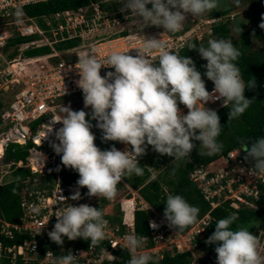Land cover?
Instances as JSON below:
<instances>
[{
    "label": "built area",
    "instance_id": "1",
    "mask_svg": "<svg viewBox=\"0 0 264 264\" xmlns=\"http://www.w3.org/2000/svg\"><path fill=\"white\" fill-rule=\"evenodd\" d=\"M49 1L53 0H0V94L5 93L6 98V107L0 111V186L7 184L6 176L11 171L22 169L28 172L19 192V222L10 223L0 217V234L9 240L15 234L29 237H24L19 244L0 242V257L9 259L12 264L18 261L20 264H53L55 258L72 253L75 255L73 264H127L134 253L124 246L125 237L135 233V213L146 212L148 236L142 237L136 254H150L152 260L149 264H157L165 256L178 254H187V264H216L213 255L204 258L197 254L202 248L201 242L211 231L214 220L211 212L218 208L245 209L264 215V176L255 174L254 161L245 159L244 146L229 150L217 163L196 166L190 172L189 181L196 186L209 211L187 232L181 233L170 227L166 219L136 192L129 190L123 178L116 189L119 185L125 189L116 191L111 198L90 196L86 186L82 189L68 186L62 178L64 165L60 154L54 152L51 144L58 142L55 131L62 123L52 119L61 116L63 106L71 105L70 100L83 96L76 84L79 78L77 60L82 53L102 60L113 50H128V54L135 55L144 37H155L166 41L171 51L180 54L185 49L191 50L190 45L196 41H201V31L206 25H209L208 31H204L212 35L213 24L219 23V17L208 20L209 17L206 19L201 14L186 18L180 31L169 33L159 25L142 26L135 22L130 9L121 11L122 0H89L88 4L76 9L55 11L40 17L25 15L27 6ZM107 4L111 7L107 8ZM130 28L135 29L133 34H130ZM150 31L152 33H148ZM15 37L32 39L9 47V40ZM72 41L77 43L65 49L57 48ZM40 47L47 48V52L35 57L23 54L25 50ZM14 49L17 54L10 57ZM149 59L158 62L155 53ZM110 71L114 69L102 65L100 74L103 76ZM212 89L213 86L208 90L211 92ZM208 102L225 106L222 98ZM48 125L52 126V132L43 137ZM12 145L25 147L27 156L24 161L4 159V152L12 149ZM127 147L130 150L131 146ZM140 157H137L138 162ZM65 171L70 173L67 169ZM126 190L130 197H127L128 193L122 196ZM76 191H79V198L72 199ZM60 196L64 197L63 201ZM81 203L102 210L107 221L105 239L93 246L84 238L70 240L64 237L62 244H56L47 233L57 221L56 215L62 210L60 207ZM33 207L36 212L31 210ZM117 210L120 218L115 220ZM150 221L157 226L151 227ZM256 225L252 233L256 236L257 252L264 264V255L260 252L264 247V226ZM104 249L115 259L107 258Z\"/></svg>",
    "mask_w": 264,
    "mask_h": 264
},
{
    "label": "clouds",
    "instance_id": "2",
    "mask_svg": "<svg viewBox=\"0 0 264 264\" xmlns=\"http://www.w3.org/2000/svg\"><path fill=\"white\" fill-rule=\"evenodd\" d=\"M149 3L151 7H146ZM219 3L220 0H122L121 11L130 9L133 20L142 26L159 25L164 31L175 33L182 29L186 14L211 12L219 8ZM190 47L206 60L203 75L213 82L211 92L192 59L171 51L160 38L144 37L135 55L128 54V50H113L103 60L88 53L80 55L76 84L82 91L84 107L90 106V113L83 108L72 110L63 106V116L52 119L62 123L55 131L58 142H52L51 146L60 154L65 167L79 173L76 183L86 186L88 195L111 198L122 178L142 175L137 157L149 145L177 161L189 157L193 140L200 141L199 146L208 155L222 150L223 145L217 140L220 118L205 102L222 98L223 105L230 103L228 119L238 118L249 107L251 99L244 95L246 84L235 63L240 51L231 39L225 38L209 39L207 46ZM153 53L158 58L156 63L149 59ZM102 65L114 71L102 76ZM178 102L187 108L186 113L180 110ZM93 118L103 140L122 142L125 149L115 145L100 149L91 131ZM46 129L43 137L52 132V126ZM127 145L131 146L130 150ZM244 149L245 159L250 157L254 161L255 174L264 176V136H258ZM60 197L63 201L64 197ZM71 198L78 199L79 191ZM164 204V218L176 230H183L198 218L199 208L180 194L169 193ZM60 209L57 221L47 233L56 244H62L64 237L84 238L93 246L105 239L107 221L101 209L85 203L66 207L62 204ZM31 210L37 211L35 207ZM237 216L238 212H233L218 219L215 230L207 237L206 243L216 244V264H262L256 236L246 227H231ZM149 223L153 228L157 226L153 221ZM141 243L142 237L137 234L126 235L124 246L134 253L127 264H149L152 260L150 254H136ZM104 252L107 258L115 259L107 250ZM74 257L68 253L55 258L53 264H73Z\"/></svg>",
    "mask_w": 264,
    "mask_h": 264
},
{
    "label": "trees",
    "instance_id": "3",
    "mask_svg": "<svg viewBox=\"0 0 264 264\" xmlns=\"http://www.w3.org/2000/svg\"><path fill=\"white\" fill-rule=\"evenodd\" d=\"M97 1V0H91ZM89 0H53L46 3H39L35 5L27 6L24 9V13L29 17H40L41 15H47L55 11L65 10V9H76L80 6L88 4ZM235 8H227L223 11H211L209 14L210 17H222L230 14ZM212 36L215 39L229 38V29L226 23L219 22L214 25ZM251 35L250 32H244L243 37L247 39V36ZM243 38V39H244ZM32 38L25 37H15L9 40V47H15L20 43L31 40ZM77 42H66L65 44L57 47L58 49H65L72 45H75ZM207 43V42H206ZM234 44V43H233ZM193 45L198 48V44L195 42ZM207 45V44H206ZM235 45V44H234ZM240 55L235 61L238 67L240 68L241 77L245 81L246 88L244 95L251 99L249 107L242 113L238 118L228 119V112L231 104L227 106L218 107L215 109L220 118L221 130L217 137L218 142L223 145V148L220 152H217L212 155H208L207 150L202 146H199L200 141L193 140L194 147L189 153L188 158L182 160H175L173 157L169 156L165 161H168V165L164 167V170L157 177H152L150 171L146 167L147 165L153 164L158 168L157 164L153 162V155L158 153L154 151L151 146L146 147V151L140 157L139 163L143 168L142 175H135L125 177L124 179L128 185L133 189H138L139 195L160 215H163V210L165 207V200L169 193L180 194L182 195L189 204L195 205L199 208L197 220L207 211L208 207L203 202V199L195 187L189 181L190 172L198 165H206L212 161L218 160L221 156L225 155L226 152L237 146H250L252 141H254L258 136H264V46L257 52L258 55L252 54L247 55V50L242 48ZM47 48L40 47L34 49H28L24 51V55L27 57H35L38 55L45 54ZM17 54V50L9 55L12 57ZM198 51L195 48L191 50H183L179 55H187L190 58L197 55ZM251 87H247L249 82ZM213 86V82L208 80V83H205V87L208 90ZM79 98H83L80 96ZM6 98L5 93L0 94V111L5 107ZM87 113H90L87 112ZM86 119H89V115H86ZM95 119L91 120L92 125L95 124ZM93 128V127H92ZM91 128V130H92ZM198 131V130H197ZM246 144V145H245ZM12 149L5 152V160L9 161L10 159L19 161L24 160L27 152L25 147H20L19 145H12ZM246 156V151H245ZM250 158V157H249ZM251 159V158H250ZM71 173H67L65 168L62 171V178L68 186H73L79 173L68 167ZM173 169L175 171H173ZM16 179L12 180L11 183L6 184L5 186H0V217H3L4 220L10 223L19 222L20 210L18 206L19 201V192L21 188V181L27 174V171L19 169L14 172ZM235 221H233L231 227L236 229L240 227H246L248 230L252 229L251 225H259L258 227L264 226V215L261 212H252L249 210H240ZM213 217L215 221L212 223V230L209 235L215 230V223L218 219L227 217L230 215L225 208H218L213 212ZM147 213L146 212H136L135 213V234L140 237H147ZM196 220V221H197ZM195 221V222H196ZM194 222V223H195ZM193 223V224H194ZM192 224V225H193ZM189 225L183 230H178L181 233H185L192 226ZM256 225V226H257ZM29 238L28 236L14 235L12 240L5 238L0 234V242L4 245H11L13 243L19 244L22 242L23 238ZM207 237L205 241H202L200 246L204 244L208 245L211 249H215L216 244L212 242H207ZM42 255V254H41ZM21 262H17L20 264ZM187 254H178L174 256H165L164 259L157 264H187ZM0 264H11L9 259L0 257ZM122 264V263H120Z\"/></svg>",
    "mask_w": 264,
    "mask_h": 264
},
{
    "label": "rangeland",
    "instance_id": "4",
    "mask_svg": "<svg viewBox=\"0 0 264 264\" xmlns=\"http://www.w3.org/2000/svg\"><path fill=\"white\" fill-rule=\"evenodd\" d=\"M222 4L224 5V7H223ZM220 5H222V7ZM234 6H236V0H220L219 8L216 9V10H213V11H217V12L218 11H223V10H225L227 8H233ZM106 7L110 8L111 5L107 4ZM250 11H251V7L250 6H246L245 9L243 10V12H241L239 17L236 19V8H235V10H233L230 14H228L226 16L219 17V19H220L219 22H222L223 24L226 23L228 25L229 38L233 41V43L239 49V51L241 52L243 50L242 48H244L245 50H247V55L251 56L252 54H256L263 47L264 40H261L260 38H257L256 35L247 36V39L243 37V33L244 32H246V31H254V30H257L258 27H259V25L256 24L255 21L250 20V19H246V17L249 16ZM210 13L211 12L203 13V16H205L206 19L209 17L208 20H211L212 17H210V15H209ZM193 17H195V16H192L190 13L186 15V18H193ZM39 22L43 23L42 20H39ZM216 24H218V23L216 22L213 25H216ZM239 24H241V26H239ZM136 25H134V26H136ZM208 27H209V25H206L203 28V30L201 31L202 35H203L201 37V41H196V43L198 44V47L199 46H207L206 42H208L209 39H213L212 36H214V35H210L207 32L208 31ZM205 29L207 31H204ZM149 30H147V31H149ZM134 32H135V29H131L130 28V34H133ZM141 32L144 33V31H141ZM148 33H152V31H150ZM187 50H189V49H187ZM256 55H258V53ZM191 59L194 62L195 66H196V69L201 72V78L205 81V83H208L209 79L203 75V73L205 71L203 65L206 64V60L201 58L199 53L197 55L191 57ZM70 101H71V105L69 106V108H71L72 110H79V109L83 108L86 113L90 111V106L88 108L84 107L82 98H78V99H74V100H70ZM205 106L209 107L211 109H217L219 107L216 104H210L208 101L205 102ZM178 107L180 108V110L183 113L187 112V108L183 104H180L179 102H178ZM61 116H63V113L61 114ZM95 124H96V122H95ZM95 124L93 125V128L91 130L94 133V137H95L94 138V143L98 144V143L106 142L102 138V131L100 129H98L95 126ZM114 142H116L115 143V147H118L121 144H124V143L119 142V141H114ZM152 157H153L154 164H157L158 168H156L153 164H150V165L146 164V167L150 171L151 176L155 178L159 174H161V172L164 170V167L168 165V161H165V159H167V157H169V155L156 153ZM25 159H26V156H25L24 160ZM24 160L23 159L19 160V162H22ZM9 175H10V173L7 176H9ZM124 181H125V179H124ZM120 188H122V187L119 186L118 189H120ZM127 192L128 191L126 190V194H127ZM128 194L129 195L127 197H130L131 196L130 193H128ZM204 249L201 248L200 250H198L197 254L200 255V256H203L204 258L207 255H212L213 254V250H210L209 248H207L206 250H204ZM260 252H261V255L262 254L264 255V247L260 250Z\"/></svg>",
    "mask_w": 264,
    "mask_h": 264
},
{
    "label": "crops",
    "instance_id": "5",
    "mask_svg": "<svg viewBox=\"0 0 264 264\" xmlns=\"http://www.w3.org/2000/svg\"><path fill=\"white\" fill-rule=\"evenodd\" d=\"M220 107V106H219ZM115 143L116 142H114V141H111V140H108V141H106V142H103V143H98V144H96L100 149H107V148H109L110 146H112V145H115ZM118 145V144H117ZM116 145V146H117ZM125 144H121L120 146H118L117 148L118 149H121L123 146H124ZM234 148H236V147H234ZM233 149V148H232ZM14 150V149H13ZM146 151V150H145ZM27 156V155H26ZM222 157V156H221ZM220 157V158H221ZM220 158L218 159V160H216V161H212L213 163H217V162H219L220 161ZM212 162H210V163H212ZM209 164V163H208ZM208 164H206V165H208ZM198 166V165H197ZM200 166V165H199ZM64 168L65 169H67V170H69L68 169V167H65L64 166ZM16 170H14V171H11V173H10V175L9 176H6V180H7V184H9V183H11V181L12 180H14V179H16V176H15V174H14V172H15ZM26 171V170H25ZM70 171V170H69ZM70 173H71V171H70ZM27 174H28V172H27ZM27 174L25 175V177L27 176ZM24 177V178H25ZM23 178V179H24ZM189 178V177H188ZM22 179V180H23ZM78 179V178H77ZM123 181H124V178H123ZM124 183L128 186V188H129V190H132L133 192H136L138 195H139V193H138V190H139V188L138 189H133V188H131L129 185H128V183L126 182V180L124 181ZM21 186H22V181H21ZM119 186H121L122 188H120V189H116V191H119V190H124L125 189V187L124 186H122V185H119ZM74 189H82L84 186H79L77 183H75L73 186H72ZM196 187V186H195ZM198 190V189H197ZM124 193H126V192H123L122 193V196L124 195ZM127 193H130L129 191L127 192ZM115 194V193H114ZM129 195V194H128ZM127 195V196H128ZM201 195V194H200ZM140 196V195H139ZM121 197V196H120ZM141 197V196H140ZM142 198V197H141ZM143 199V198H142ZM204 202V201H203ZM205 203V202H204ZM206 204V203H205ZM207 205V204H206ZM208 207V206H207ZM227 211H228V213L229 214H231V213H233V212H236V211H230V210H228L227 208H225ZM209 211V208L207 209V211L190 227V228H192L207 212ZM215 211V210H214ZM214 211H212L211 212V216L213 217V212ZM105 217H108V215H105ZM115 220H118V218H120V215H119V212H118V210H117V212H116V214H115V216L113 217ZM214 218V217H213ZM215 221V219L213 220V222ZM212 222V223H213ZM255 225H251V228L252 229H250L249 230V232H254L255 231V227H254ZM189 228V229H190ZM188 229V230H189ZM211 230H212V225H211ZM210 233V232H209ZM205 241V240H204ZM202 248L204 249V250H206L207 248H209L210 250H213V259H215L216 258V252H215V250L214 249H211L208 245H206V244H204L203 246H202ZM115 264H119V263H115Z\"/></svg>",
    "mask_w": 264,
    "mask_h": 264
},
{
    "label": "flooded vegetation",
    "instance_id": "6",
    "mask_svg": "<svg viewBox=\"0 0 264 264\" xmlns=\"http://www.w3.org/2000/svg\"><path fill=\"white\" fill-rule=\"evenodd\" d=\"M223 5V4H222ZM222 5H220L222 7ZM246 6L251 7V11L246 19H250L256 22L259 25L257 30L246 31L250 32L251 35H256L257 38L264 40V27H261V24L264 23V5L261 0H236V19L239 17L240 13L243 12ZM224 7V5H223ZM248 14V13H247ZM241 26V24H239ZM244 34V33H243ZM250 36V35H249ZM264 46V45H263Z\"/></svg>",
    "mask_w": 264,
    "mask_h": 264
},
{
    "label": "bare ground",
    "instance_id": "7",
    "mask_svg": "<svg viewBox=\"0 0 264 264\" xmlns=\"http://www.w3.org/2000/svg\"><path fill=\"white\" fill-rule=\"evenodd\" d=\"M1 151H2V143L0 142V153H1Z\"/></svg>",
    "mask_w": 264,
    "mask_h": 264
},
{
    "label": "water",
    "instance_id": "8",
    "mask_svg": "<svg viewBox=\"0 0 264 264\" xmlns=\"http://www.w3.org/2000/svg\"><path fill=\"white\" fill-rule=\"evenodd\" d=\"M261 2L263 3V5H264V0H261Z\"/></svg>",
    "mask_w": 264,
    "mask_h": 264
}]
</instances>
